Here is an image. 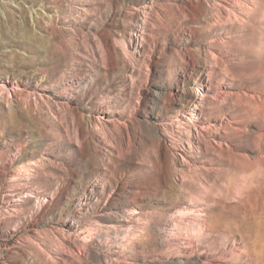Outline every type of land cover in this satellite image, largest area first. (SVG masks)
<instances>
[{"label": "rangeland", "instance_id": "obj_1", "mask_svg": "<svg viewBox=\"0 0 264 264\" xmlns=\"http://www.w3.org/2000/svg\"><path fill=\"white\" fill-rule=\"evenodd\" d=\"M0 264H264V0H0Z\"/></svg>", "mask_w": 264, "mask_h": 264}, {"label": "bare ground", "instance_id": "obj_2", "mask_svg": "<svg viewBox=\"0 0 264 264\" xmlns=\"http://www.w3.org/2000/svg\"><path fill=\"white\" fill-rule=\"evenodd\" d=\"M203 96V95H202ZM188 213L184 212V211H177L176 212V215L182 219L184 216H186ZM193 216H197V217H200L199 215H196L194 214ZM179 222V221H177ZM180 223V222H179ZM181 224V223H180ZM214 224V223H213ZM211 225V224H210ZM214 226V225H213ZM213 226H210L211 230L213 229L214 230V227ZM174 227V226H173ZM209 225L206 224V222L201 219V218H197L196 220V224H195V228L194 229H190V230H185V228L179 226V228H181V232L183 233V238H182V246H186V245H193L194 242H197L200 240V237L201 236H209L208 232H209V229H208ZM218 232V231H217ZM218 238V236H217ZM216 240V239H215ZM212 243V242H211Z\"/></svg>", "mask_w": 264, "mask_h": 264}]
</instances>
